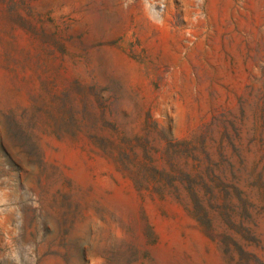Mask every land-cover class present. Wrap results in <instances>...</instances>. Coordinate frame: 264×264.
I'll use <instances>...</instances> for the list:
<instances>
[{
  "label": "rangeland",
  "instance_id": "obj_1",
  "mask_svg": "<svg viewBox=\"0 0 264 264\" xmlns=\"http://www.w3.org/2000/svg\"><path fill=\"white\" fill-rule=\"evenodd\" d=\"M0 264H264V0H0Z\"/></svg>",
  "mask_w": 264,
  "mask_h": 264
}]
</instances>
